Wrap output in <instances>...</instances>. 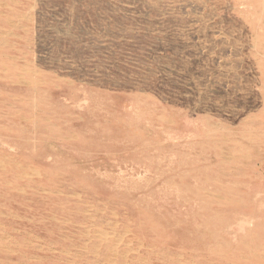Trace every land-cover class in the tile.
<instances>
[{
	"label": "rangeland",
	"instance_id": "obj_1",
	"mask_svg": "<svg viewBox=\"0 0 264 264\" xmlns=\"http://www.w3.org/2000/svg\"><path fill=\"white\" fill-rule=\"evenodd\" d=\"M84 1L0 0V264H264V0Z\"/></svg>",
	"mask_w": 264,
	"mask_h": 264
},
{
	"label": "bare ground",
	"instance_id": "obj_2",
	"mask_svg": "<svg viewBox=\"0 0 264 264\" xmlns=\"http://www.w3.org/2000/svg\"><path fill=\"white\" fill-rule=\"evenodd\" d=\"M21 1V0H20ZM43 1V0H42ZM84 1V0H83ZM89 1V0H88ZM108 1V0H107ZM106 1V2H107ZM124 1V0H123ZM181 1V0H180ZM261 1V0H260ZM8 2V1H7ZM23 2H25V1H23ZM61 2V1H60ZM64 2V1H63ZM67 2V1H66ZM70 2V1H69ZM77 2H79V1H77ZM85 2V1H84ZM87 2V1H86ZM102 2V1H101ZM111 2V1H110ZM119 2V1H118ZM139 2V1H138ZM149 2V1H148ZM162 2V1H161ZM176 2V1H175ZM217 2V1H216ZM18 3V2H17ZM31 3V2H30ZM49 3V2H48ZM58 3V2H57ZM124 3V2H123ZM130 3H132V2H130ZM129 3V4H130ZM159 3V2H158ZM164 3V2H163ZM259 3V2H258ZM22 4V3H21ZM58 4H60V3H58ZM90 4V3H89ZM91 4H93L92 3V1H91ZM106 4V3H105ZM125 4V3H124ZM143 4V3H142ZM169 4V3H168ZM175 4H177V3H175ZM180 3H178V5H179ZM260 4H261V2H260ZM42 5V4H41ZM57 5V4H56ZM66 5V4H65ZM88 5V4H87ZM95 5H97V4H95ZM148 5V4H147ZM150 5H151V2H150ZM232 5V4H231ZM28 6V5H27ZM32 6V5H31ZM30 6V7H31ZM44 6V5H43ZM48 6V5H47ZM58 6V5H57ZM71 6H74V5H71ZM83 6V5H82ZM140 6V5H139ZM143 6V5H142ZM160 6V5H159ZM177 6V5H176ZM258 6H260V5H258ZM13 7V6H12ZM29 7V6H28ZM59 7V6H58ZM67 7V6H66ZM98 7V6H97ZM158 7V6H157ZM14 8V7H13ZM12 8V9H13ZM49 8V7H48ZM65 8V7H64ZM83 8V7H82ZM90 8V7H89ZM101 8H103V5H102V7ZM125 8H127V7H125ZM125 8H122V9H125ZM137 8V7H136ZM136 8L135 9H133L134 11L136 10ZM144 8V7H143ZM168 8V7H167ZM175 8V7H174ZM211 8V7H210ZM209 8V9H210ZM223 8V7H222ZM228 8V7H227ZM260 8V7H259ZM2 9H4V8H2ZM28 9V8H27ZM30 9V8H29ZM44 9V8H43ZM42 9V10H43ZM72 9V8H71ZM80 8H78L77 10H79ZM84 9V8H83ZM82 9V10H83ZM87 9V8H86ZM95 9H96V7H95ZM94 9V10H95ZM166 9V8H165ZM169 9H170V7H169ZM231 9V8H230ZM9 10V9H8ZM21 10H23V9H21ZM81 10V11H82ZM93 10V11H94ZM96 10H98L99 11V9L97 8ZM103 10V9H102ZM110 10V9H109ZM126 10V9H125ZM131 10V9H130ZM140 10V9H139ZM259 10V9H258ZM11 11V10H10ZM16 11V10H15ZM26 11V10H25ZM53 11V10H52ZM66 11V10H65ZM70 11V10H69ZM168 11V10H167ZM178 11V10H177ZM207 11V10H206ZM264 11V10H263ZM19 12H21V11H19ZM33 12V11H32ZM48 12V11H47ZM58 12V11H57ZM60 12V11H59ZM129 12V11H128ZM135 12H137L138 13V11H135ZM134 12V13H135ZM165 12V11H164ZM208 12V11H207ZM225 12V11H224ZM6 13H7V11H6ZM52 13V12H51ZM71 13V12H70ZM79 13H81V12H79ZM84 13V12H83ZM82 13V14H83ZM86 13V12H85ZM89 13V12H88ZM111 13V12H110ZM126 13V12H125ZM144 13V12H143ZM178 13V12H177ZM176 13V14H177ZM255 13V12H254ZM8 14V13H7ZM10 14H12V13H10ZM17 14H20V13H17ZM43 14V13H42ZM42 14H41V16H42ZM58 14V13H57ZM56 14V15H57ZM87 14V13H86ZM90 14V13H89ZM225 14V13H224ZM262 14H264V13H262ZM21 15V14H20ZM40 15V14H39ZM60 16H61V14H59ZM121 15V14H120ZM143 15V14H142ZM181 15V14H180ZM179 15V16H180ZM191 15V14H190ZM190 15H189V17H190ZM205 15V14H204ZM230 15V14H229ZM261 15V14H260ZM13 16V15H12ZM66 16V15H65ZM102 16V15H101ZM133 16V15H132ZM135 17H136V15H134ZM145 16V15H144ZM147 16V15H146ZM162 16V15H161ZM166 16V15H165ZM173 16V15H172ZM175 16V15H174ZM183 16V15H182ZM192 16V15H191ZM194 16V15H193ZM262 16V15H261ZM15 17V16H14ZM48 17V16H47ZM46 17V18H47ZM54 17V16H53ZM73 17V16H72ZM75 17V16H74ZM114 17V16H113ZM119 17V16H118ZM169 17V16H168ZM178 17V16H177ZM196 17V16H195ZM6 18V17H5ZM36 18H38V16L36 17ZM48 18H50V17H48ZM84 18H86V17H84ZM93 18V17H92ZM96 18H98V17H96ZM110 18V17H109ZM123 18V17H122ZM145 18V17H144ZM162 18V17H161ZM191 18V17H190ZM230 18V17H229ZM257 18V17H256ZM52 19V18H51ZM50 19V20H51ZM69 19V18H68ZM91 19V18H90ZM94 19V18H93ZM116 19V18H115ZM119 19V18H118ZM136 19V18H135ZM189 19V18H188ZM187 19V20H188ZM206 19V18H205ZM3 20V19H2ZM7 20V19H6ZM86 20V19H85ZM92 20V19H91ZM101 20V19H100ZM120 20V19H119ZM132 20H134V19H132ZM137 20V19H136ZM159 20V19H158ZM168 20V19H167ZM185 20V19H184ZM198 20V19H197ZM245 20H247V19H245ZM4 21V20H3ZM8 21V20H7ZM34 21V20H33ZM61 21V20H60ZM76 21V20H75ZM88 21H90V20H88ZM123 21H124V19H123ZM144 21V20H143ZM151 21H152V19H151ZM155 21V20H154ZM162 21V20H161ZM178 21V20H177ZM182 21V20H181ZM217 21H218V19H217ZM27 21H25V23H26ZM70 22V21H69ZM95 22V21H94ZM112 22V21H111ZM117 22V21H116ZM115 22V23H116ZM128 22V21H127ZM135 22V21H134ZM137 22H138V20H137ZM157 22V21H156ZM171 22V21H170ZM174 22V21H173ZM184 22V21H183ZM189 22V21H188ZM252 22H253V20H252ZM259 22V21H258ZM25 23H22V24H25ZM41 23V22H40ZM75 23V22H74ZM79 23V22H78ZM119 23V22H118ZM155 23V22H154ZM158 23H159V21H158ZM157 23V24H158ZM229 23V22H228ZM240 23V22H239ZM256 23V22H255ZM28 24V23H27ZM56 24V23H55ZM61 24V23H60ZM72 24V23H71ZM97 24V23H96ZM100 24H102V23H100ZM125 24V23H124ZM133 24V23H132ZM143 24H145V23H143ZM167 24V23H166ZM169 24V23H168ZM181 24V23H180ZM194 24V23H193ZM214 24V23H213ZM217 24H218V22H217ZM30 25V24H29ZM47 25H49L48 23H47ZM58 25V24H57ZM67 25V24H66ZM78 25V24H77ZM83 25V24H82ZM104 25V24H103ZM117 25V24H116ZM115 25V26H116ZM136 25V24H135ZM172 25V24H171ZM176 25V24H175ZM249 25H251L250 23H249ZM258 25V24H257ZM61 26H65V25H61ZM70 26V25H69ZM91 26V25H90ZM93 26V25H92ZM109 26V25H108ZM195 26V25H194ZM198 26V25H197ZM247 26V25H246ZM264 26V25H263ZM7 27V26H6ZM39 27V26H38ZM49 27V26H48ZM47 27V28H48ZM81 27V26H80ZM89 27V26H88ZM111 27V26H110ZM125 27V26H124ZM134 27V26H133ZM167 27H170V26H168L167 25ZM173 27V26H172ZM176 27H177V25H176ZM179 27V26H178ZM200 27V26H199ZM209 27V26H208ZM208 27H207V30H208ZM218 27V26H217ZM11 28V27H10ZM31 28V27H30ZM45 28V27H44ZM52 28V27H51ZM54 28H56V27H54ZM59 28V27H58ZM66 28V27H65ZM82 28V27H81ZM146 28V27H145ZM163 28V27H162ZM164 28H165V26H164ZM37 29V28H36ZM75 29V28H74ZM79 29V28H78ZM93 29V28H92ZM152 29V28H151ZM158 29V28H157ZM168 29V28H167ZM172 29V28H171ZM175 29V28H174ZM29 30V29H28ZM52 30H53V28H52ZM73 30V29H72ZM89 30V29H88ZM123 30V29H122ZM126 30V29H125ZM136 30V29H135ZM148 30V29H147ZM186 30V29H185ZM254 30V29H253ZM256 30V29H255ZM32 31H34V30H32ZM61 31V30H60ZM65 31V30H64ZM66 31H67V29H66ZM74 31V30H73ZM90 31V30H89ZM110 31H112V30H110ZM138 31V30H137ZM153 31V30H152ZM162 31V30H161ZM165 31V30H164ZM172 31H173V29H172ZM171 31V32H172ZM187 31V30H186ZM200 31V30H199ZM209 31V30H208ZM213 31V30H212ZM45 32V31H44ZM68 32H69V30H68ZM80 32V31H79ZM78 32V33H79ZM84 32V31H83ZM82 32V33H83ZM98 32V31H97ZM210 32V31H209ZM24 33V32H23ZM30 33V32H29ZM53 33V32H52ZM131 33V32H130ZM178 33V32H177ZM187 33V32H186ZM185 33V34H186ZM224 33V32H223ZM260 33V32H259ZM263 33V32H262ZM16 34V33H15ZM66 34H68V33H66ZM106 34V33H105ZM124 34H126V33H124ZM172 34H174V33H172ZM261 34V33H260ZM18 35V34H17ZM34 35V34H33ZM52 35V34H51ZM56 35V34H55ZM63 35V34H62ZM103 35V34H102ZM128 35H129V33H128ZM132 35V34H131ZM168 35V34H167ZM180 35V34H179ZM187 35V34H186ZM205 35V34H204ZM225 35V34H224ZM31 36V35H30ZM43 36V35H42ZM61 36V35H60ZM68 36V35H67ZM119 36V35H118ZM130 36V35H129ZM144 36H146V35H144ZM155 36V35H154ZM203 36V35H202ZM24 37H26V36H24ZM33 37V36H32ZM32 37H30V38H32ZM81 37V36H80ZM84 37V36H83ZM90 37V36H89ZM108 37V36H107ZM110 37V36H109ZM120 37V36H119ZM124 37V36H123ZM136 38H137V36H135ZM141 37V36H140ZM163 37H164V35H163ZM209 37V36H208ZM219 37V36H218ZM230 37V36H229ZM35 38H37V37H35ZM69 38H72L71 36L69 37ZM99 38V37H98ZM112 38V37H111ZM127 38V37H126ZM131 38V37H130ZM142 38V37H141ZM151 38V37H150ZM157 38V37H156ZM170 38V37H169ZM47 39V38H46ZM76 39V38H75ZM77 39H79V38H77ZM93 38H91L90 40H92ZM113 39V38H112ZM114 39H116V38H114ZM133 39H134V37H133ZM181 39V38H180ZM34 40V39H33ZM53 40V39H52ZM137 40V39H136ZM171 40V39H170ZM204 40V39H203ZM216 40V39H215ZM28 41V40H27ZM65 41V40H64ZM73 41H74V39H73ZM78 41V40H77ZM108 41V40H107ZM106 41V42H107ZM110 41H111V39H110ZM119 41V40H118ZM154 41V40H153ZM166 41H167V39H166ZM169 41V40H168ZM252 41V40H251ZM21 42H22V40H21ZM40 42V41H39ZM52 42V41H51ZM50 42V43H51ZM55 42H56V40H55ZM58 42V41H57ZM75 42V41H74ZM83 42V41H82ZM90 42V41H89ZM96 42V41H95ZM114 42V41H113ZM122 42V41H121ZM140 42V41H139ZM152 42V41H151ZM204 42V41H203ZM217 42V41H216ZM34 43V42H33ZM68 43V42H67ZM97 43V42H96ZM109 43V42H108ZM115 43V42H114ZM125 43V42H124ZM153 43V42H152ZM161 43V42H160ZM180 43V42H179ZM185 43V42H184ZM22 44V43H21ZM28 44V43H27ZM30 44V43H29ZM43 44H45L44 42H43ZM74 44V43H73ZM87 44V43H86ZM101 44V43H100ZM130 44V43H129ZM164 44V43H163ZM162 44V45H163ZM171 44V43H170ZM189 44V43H188ZM187 44V45H188ZM215 44V43H214ZM224 44V43H223ZM26 45V44H25ZM45 45H47V42H46V44ZM51 45H53V44H51ZM61 45H64V44H61ZM61 45H59V46H61ZM67 45H69V44H67ZM75 45V44H74ZM83 45V44H82ZM121 45V44H120ZM161 45V46H162ZM165 45V44H164ZM163 45V46H164ZM217 45V44H216ZM255 45V44H254ZM48 46V45H47ZM50 46V45H49ZM48 46V47H49ZM59 46H58V48H59ZM66 46V45H65ZM70 46V45H69ZM85 46V45H84ZM97 46V45H96ZM113 46H115V45H113ZM129 46V45H128ZM145 46V45H144ZM209 46H211V45H209ZM6 47V46H5ZM26 47V46H25ZM29 47V46H28ZM34 47V46H33ZM42 47V46H41ZM56 47V46H55ZM68 47V46H67ZM91 47V46H90ZM89 47V48H90ZM132 47V46H131ZM139 47V46H138ZM148 47V46H147ZM150 47V46H149ZM173 47H174V45H173ZM182 47H184V46H182ZM197 47V46H196ZM208 47V46H207ZM221 47V46H220ZM47 48V47H46ZM52 48V47H51ZM68 48H70V47H68ZM81 48V47H80ZM83 48V47H82ZM103 48V47H102ZM105 48V47H104ZM107 48V47H106ZM111 48V47H110ZM146 48V47H145ZM6 49V48H5ZM22 49H23V47H22ZM38 49V48H37ZM41 49V48H40ZM67 49V48H66ZM76 49H77V47H76ZM86 49V48H85ZM96 49V48H95ZM118 49V48H117ZM137 49V48H136ZM140 49V48H139ZM148 49V48H147ZM164 49V48H163ZM162 48H161V50H163ZM209 49V48H208ZM235 49V48H234ZM39 50V49H38ZM43 50H44V48H43ZM42 50V51H43ZM59 50H61V49H59ZM81 50V49H80ZM112 50V49H111ZM134 50V49H133ZM141 50V49H140ZM139 50V51H140ZM150 50V49H149ZM152 50V49H151ZM159 50V49H158ZM190 50V49H189ZM189 50H187V51H189ZM4 51V50H3ZM30 51V50H29ZM47 51H48V49H47ZM62 51V50H61ZM75 51V50H74ZM76 51H78V50H76ZM82 51V50H81ZM102 51V50H101ZM117 51V50H116ZM128 51H130V50H128ZM142 51V50H141ZM154 51V50H153ZM160 51V50H159ZM218 51V50H217ZM32 52V51H31ZM54 52H55V50H54ZM58 52V51H57ZM67 52V51H66ZM90 52V51H89ZM206 52V51H205ZM216 52V51H215ZM35 53V52H34ZM38 53V52H37ZM41 53V52H40ZM50 53H52V51L50 52ZM64 53V52H63ZM71 53V52H70ZM82 53V52H81ZM95 53V52H94ZM93 53V54H94ZM139 53V52H138ZM150 53V52H149ZM196 53V52H195ZM218 53V52H217ZM29 54V53H28ZM48 54V53H47ZM53 54V53H52ZM56 54V53H55ZM67 54H68V52H67ZM77 54V53H76ZM92 54V55H93ZM23 55V54H22ZM91 55V54H90ZM96 55V54H95ZM107 55V54H106ZM131 55V54H130ZM133 55V54H132ZM135 55H136V53H135ZM146 55V54H145ZM156 55H157V53H156ZM21 56V55H20ZM82 56V55H81ZM109 56V55H108ZM220 56V55H219ZM69 57H70V55H69ZM82 57H84V56H82ZM86 57V56H85ZM95 57V56H94ZM103 57H105V56H103ZM121 57V56H120ZM161 57V56H160ZM221 57V56H220ZM28 58H29V56H28ZM34 58V57H33ZM32 58V59H33ZM43 58V57H42ZM71 58V57H70ZM75 58H77V57H75ZM113 58V57H112ZM136 58V57H135ZM149 58V57H148ZM199 58V57H198ZM211 58V57H210ZM218 58V57H217ZM257 58V57H256ZM41 59V58H40ZM78 59V58H77ZM108 59V58H107ZM116 59V58H115ZM121 59V58H120ZM126 59V58H125ZM1 60V59H0ZM60 60H61V58H60ZM66 60V59H65ZM73 60V59H72ZM87 60V59H86ZM111 60H113V59H111ZM123 60V59H122ZM139 60V59H138ZM211 60H212V58H211ZM42 61V60H41ZM46 61V60H45ZM44 60H43V62H45ZM79 61V60H78ZM91 61V60H90ZM96 61V60H95ZM102 61V60H101ZM126 61V60H125ZM131 61V60H130ZM145 61V60H144ZM150 61V60H149ZM192 61V60H191ZM198 61H200V60H198ZM206 61V60H205ZM250 61V60H249ZM10 61H8V63H9ZM28 62V61H27ZM100 62V61H99ZM111 62V61H110ZM131 62H133V61H131ZM131 62H129V63H131ZM135 62V61H134ZM148 62V61H147ZM154 62V61H153ZM185 62V61H184ZM226 62V61H225ZM51 63V62H50ZM68 63H70L69 61H68ZM109 63V62H108ZM114 63V62H113ZM151 63V62H150ZM201 63H202V61H201ZM235 63V62H234ZM46 64V63H45ZM54 64V63H53ZM57 64V63H56ZM70 64H73V63H70ZM79 64V63H78ZM110 64V63H109ZM142 64V63H141ZM182 64V63H181ZM43 65V64H42ZM59 65V64H58ZM66 65V64H65ZM108 65V64H107ZM116 65V64H115ZM197 65H199V64H197ZM201 65V64H200ZM204 65V64H203ZM210 65V64H209ZM260 65V64H259ZM54 66V65H53ZM68 66V65H67ZM96 66V65H95ZM135 66V65H134ZM44 67V66H43ZM51 67V66H50ZM68 67H70V66H68ZM109 67V66H108ZM177 67V66H176ZM195 67H197V66H195ZM211 67V66H210ZM0 68H2V67H0ZM81 68V67H80ZM88 68V67H87ZM90 68V67H89ZM110 68V67H109ZM125 68V67H124ZM131 68V67H130ZM140 68V67H139ZM150 68V67H149ZM192 68V67H191ZM190 68V69H191ZM68 69H72V68H68ZM133 69H135V68H133ZM218 69V68H217ZM222 69H224V68H222ZM21 70V69H20ZM86 70V69H85ZM98 70V69H97ZM106 70V69H105ZM128 70V69H127ZM137 70V69H136ZM180 70V69H179ZM230 70V69H229ZM45 71V70H44ZM48 71V70H47ZM75 71V70H74ZM81 71V70H80ZM89 71V70H88ZM115 71V70H114ZM120 71V70H119ZM122 71H123V68H122ZM131 71V70H130ZM135 71V70H134ZM241 71V70H240ZM251 71V70H250ZM253 71V70H252ZM54 72V71H53ZM67 72V71H66ZM87 72V71H86ZM90 72H91V70H90ZM127 72V71H126ZM200 72V71H199ZM227 72V71H226ZM233 72V71H232ZM61 73V72H60ZM78 73V72H77ZM76 73V74H77ZM99 73V72H98ZM107 73V72H106ZM111 73V72H110ZM114 73V72H113ZM120 73V72H119ZM134 73V72H133ZM143 73V72H142ZM176 73V72H175ZM216 73H220V72H216ZM3 74V73H2ZM24 74V73H23ZM69 74V73H68ZM109 74V73H108ZM107 74V75H108ZM121 74V73H120ZM123 74V73H122ZM163 74V73H162ZM173 74H174V72H173ZM198 74V73H197ZM233 74V73H232ZM46 76H48L47 74H45ZM106 75V76H107ZM126 75H128V74H126ZM132 75V74H131ZM191 75V74H190ZM97 76V75H96ZM106 76H105V78H106ZM218 76V75H217ZM232 76V75H231ZM52 77H53V75H52ZM107 77H109V75L107 76ZM111 77V76H110ZM113 77V76H112ZM129 77V76H128ZM162 77V76H161ZM185 77H186V75H185ZM234 77V76H233ZM38 78H40V77H38ZM83 78V77H82ZM102 78V77H101ZM125 78V77H124ZM127 78V77H126ZM189 78H191L190 76H189ZM98 79V78H97ZM109 79V78H108ZM114 79V78H113ZM122 79V78H121ZM184 79H186V78H184ZM205 79V78H204ZM48 80H50L49 78H48ZM52 80V79H51ZM92 80V79H91ZM101 80V79H100ZM107 80V79H106ZM110 80V79H109ZM125 80V79H124ZM127 80V79H126ZM125 80V81H126ZM212 81H213V79H211ZM221 80V79H220ZM54 81V80H53ZM138 81V80H137ZM195 81V80H194ZM228 81V80H227ZM231 81V80H230ZM123 82V81H122ZM223 82V81H222ZM236 82V81H235ZM59 83V82H58ZM57 83V84H58ZM118 83V82H117ZM134 83V82H133ZM194 83V82H193ZM193 83H191V84H193ZM197 83V82H196ZM121 84V83H120ZM144 84H145V82H144ZM190 84V85H191ZM134 85V84H133ZM150 85V84H149ZM209 85V84H208ZM130 86V85H129ZM132 86V85H131ZM192 86V85H191ZM194 86H196V85H194ZM197 86H199V85H197ZM62 87V86H61ZM102 87V86H101ZM136 87V86H135ZM208 87H210V86H208ZM130 88V87H129ZM134 88V87H133ZM153 88V87H152ZM191 88V87H190ZM121 89V88H120ZM125 89H126V87H125ZM195 89V88H194ZM28 90H30V89H28ZM3 91H4V89H3ZM112 91V90H111ZM128 91V90H127ZM126 91V92H127ZM189 91V90H188ZM204 91H206V90H204ZM214 91V90H213ZM259 91V90H258ZM5 92V91H4ZM231 92V91H230ZM7 93V92H6ZM5 93V94H6ZM15 93V92H14ZM44 93H45V91H44ZM43 93V94H44ZM149 93V92H148ZM159 93V92H158ZM16 94V93H15ZM34 94V93H33ZM39 94V93H38ZM112 94V93H111ZM129 94V93H128ZM131 94H133L132 92H131ZM137 94V93H136ZM189 94V93H188ZM222 94V93H221ZM4 95V94H3ZM134 95V94H133ZM7 96V95H6ZM21 96V95H20ZM37 96V95H36ZM136 95H134V97H135ZM144 96V95H143ZM18 97V96H17ZM32 97V96H31ZM43 97V96H42ZM145 97V96H144ZM205 97V96H204ZM216 97V96H215ZM2 98H4V97H2ZM22 98V97H21ZM30 98V97H29ZM45 99H46V97H44ZM143 98V97H142ZM203 98V97H202ZM207 98V97H206ZM138 99V98H137ZM211 99V98H210ZM262 99V98H261ZM8 101H10V100H8ZM26 101V100H25ZM39 101V100H38ZM37 101V102H38ZM178 101V100H177ZM249 101V100H248ZM48 103V102H47ZM153 103V102H152ZM181 103H183V102H181ZM216 103V102H215ZM225 103V102H224ZM9 104V103H8ZM14 104V103H13ZM16 104V103H15ZM40 104V103H39ZM50 104V103H49ZM110 104V103H109ZM158 104H159V102H158ZM170 104V103H169ZM255 104V103H254ZM257 104V103H256ZM10 105V104H9ZM18 105H20V104H18ZM25 105V104H24ZM136 105V104H135ZM167 105V104H166ZM205 105V104H204ZM6 106V105H5ZM22 106V105H21ZM32 106V105H31ZM41 106V105H40ZM62 106V105H61ZM111 106V105H110ZM142 106V105H141ZM264 106V105H263ZM8 107V106H7ZM23 107V106H22ZM44 107V106H43ZM47 107V106H46ZM54 107V106H53ZM159 107V106H158ZM216 107V106H215ZM252 107H253V105H252ZM14 108V107H13ZM28 108H30V107H28ZM32 108V107H31ZM41 108V107H40ZM55 108V107H54ZM68 108V107H67ZM138 108V107H137ZM139 108H140V106H139ZM144 108V107H143ZM157 108V107H156ZM162 108V107H161ZM203 108V107H202ZM24 109V108H23ZM9 110V109H8ZM49 110V109H48ZM170 110V109H169ZM177 110V109H176ZM175 110V111H176ZM196 110V109H195ZM30 111V110H29ZM32 111V110H31ZM47 111V110H46ZM57 111V110H56ZM61 111V110H60ZM59 111V112H60ZM162 111V110H161ZM58 112V111H57ZM62 112V111H61ZM69 112H71V111H69ZM150 112V111H149ZM153 112V111H152ZM163 112V111H162ZM172 112V111H171ZM259 112H261V111H259ZM38 113H39V111H38ZM41 113V112H40ZM45 113V112H44ZM54 113V112H53ZM96 113H98V112H96ZM131 113V112H130ZM159 113H161V112H159ZM184 113V112H183ZM185 113H186V111H185ZM229 113V112H228ZM262 113V112H261ZM29 114V113H28ZM33 114V113H32ZM32 114H30V116L32 115ZM52 114V113H51ZM56 114V113H55ZM58 114V113H57ZM66 114H68V113H66ZM102 114H103V112H102ZM107 114V113H106ZM105 114V115H106ZM135 114V113H134ZM148 114V113H147ZM168 114V113H167ZM41 115V114H40ZM39 115V117H41ZM44 115V114H43ZM49 115V114H48ZM64 115H65V112H64ZM158 115V114H157ZM173 115V114H172ZM51 116V115H50ZM54 116V115H53ZM59 116V115H58ZM61 116V115H60ZM66 116V115H65ZM101 116V115H100ZM115 116V115H114ZM242 116V115H241ZM3 117V116H2ZM52 117V116H51ZM90 117V116H89ZM156 117V116H155ZM6 118H8V117H6ZM46 118V117H45ZM116 118V117H115ZM209 118V117H208ZM74 119V118H73ZM87 119V118H86ZM120 119V118H119ZM143 119V118H142ZM3 120V119H2ZM69 120V119H68ZM125 120V119H124ZM128 120V119H127ZM130 120V119H129ZM137 120V119H136ZM159 120V119H158ZM175 120H177V119H175ZM236 120V119H235ZM11 121V120H10ZM18 121V120H17ZM20 121V120H19ZM18 121V122H19ZM56 121V120H55ZM95 121H97V120H95ZM134 121V120H133ZM157 121V120H156ZM216 122H217V119L215 120ZM214 121V122H215ZM250 121V120H249ZM9 122V121H8ZM59 122V121H58ZM93 122V121H92ZM98 122V121H97ZM135 122V121H134ZM60 123H61V121H60ZM84 123H86V122H84ZM130 123V122H129ZM136 123V122H135ZM138 123V122H137ZM159 123V122H158ZM162 123V122H161ZM239 123V122H238ZM3 124V123H2ZM12 124V123H11ZM21 124V123H20ZM19 123H18V125H20ZM32 124V123H31ZM58 125H59V123H57ZM118 124V123H117ZM125 124H126V120H125ZM131 124H133V123H131ZM156 124V123H155ZM134 125V124H133ZM140 125V124H139ZM178 125H180V124H178ZM236 125V124H235ZM240 125V124H239ZM27 126H28V124H27ZM68 126H70V125H68ZM73 126V125H72ZM86 126V125H85ZM91 126V125H90ZM111 126V125H110ZM129 126V125H128ZM127 126V127H128ZM132 126V125H131ZM166 126V125H165ZM17 127V126H16ZM32 127V126H31ZM30 127V129H32ZM44 127V126H43ZM95 127V126H94ZM94 127L92 126V128L94 129ZM118 127V126H117ZM125 127V126H124ZM141 127V126H140ZM143 128V127H142ZM150 128H151V126H150ZM183 128V127H182ZM192 128H193V126H192ZM228 128V127H227ZM16 129V128H15ZM18 129V128H17ZM82 129V128H81ZM113 129V128H112ZM138 129H139V127H138ZM153 129H155L154 127H153ZM43 130V129H42ZM71 130H73V129H71ZM126 130V129H125ZM130 130V129H129ZM137 130V129H136ZM148 130H150V129H148ZM159 130V129H158ZM157 130V131H158ZM39 131V130H38ZM77 131H79V129L77 130ZM76 131V132H77ZM100 131H101V129H100ZM116 131V130H115ZM161 131V130H160ZM40 132H41V130H40ZM97 132H99V131H97ZM102 132V131H101ZM126 132V131H125ZM135 132V131H134ZM152 132H153V130H152ZM49 133V132H48ZM140 133V132H139ZM22 134V133H21ZM101 134V133H100ZM115 134V133H114ZM121 134V133H120ZM146 134V133H145ZM155 134V133H154ZM106 135H108V134H106ZM111 135V134H110ZM160 135V134H159ZM232 135V134H231ZM21 136H23V135H21ZM103 136V135H102ZM102 136L100 137V138H102ZM109 136V135H108ZM112 136V135H111ZM124 136V135H123ZM135 136V135H134ZM151 136V135H150ZM162 136V135H161ZM128 137V136H127ZM131 137V136H130ZM154 137H156V136H154ZM159 137V136H158ZM96 138H97V136H96ZM99 138V139H100ZM116 138V137H115ZM114 138V139H115ZM118 138H119V136H118ZM126 138V137H125ZM160 138V137H159ZM108 139V138H107ZM113 139V140H114ZM123 139V138H122ZM121 139V140H122ZM128 139V138H127ZM157 139V138H156ZM155 139V140H156ZM120 140V139H119ZM132 140H133V138H132ZM149 140V139H148ZM105 140H103V142H104ZM110 141V140H109ZM159 141H161L160 139H159ZM118 142V141H117ZM126 142V141H125ZM133 142H134V140H133ZM107 143V142H106ZM124 143V142H123ZM141 143V142H140ZM144 143H146V141H144ZM156 143V142H155ZM159 143V142H158ZM103 144V143H102ZM108 144V143H107ZM125 144V143H124ZM139 144V143H138ZM38 145V144H37ZM109 145V144H108ZM112 145V144H111ZM131 145V144H130ZM133 146V145H132ZM145 146V145H144ZM125 147V146H124ZM131 147V146H130ZM134 147V146H133ZM206 147V146H205ZM123 148V147H122ZM127 148V147H126ZM144 148V147H143ZM146 148V147H145ZM153 148V147H152ZM151 148V149H152ZM117 149V148H116ZM115 149V150H116ZM142 149V148H141ZM118 150V149H117ZM124 150V149H123ZM49 151V150H48ZM125 151V150H124ZM138 151V150H137ZM146 151V150H145ZM175 151V150H174ZM183 151V150H182ZM181 151V152H182ZM212 152H214V151H212ZM221 152V151H220ZM253 152V151H252ZM22 153H24V152H22ZM139 153V152H138ZM143 153V152H142ZM158 153H160V152H158ZM183 153V152H182ZM219 153V152H218ZM25 154V153H24ZM195 154V153H194ZM58 155V154H57ZM137 155V154H136ZM156 155V154H155ZM135 156V155H134ZM143 156V155H142ZM145 156V155H144ZM157 156V155H156ZM129 157V156H128ZM25 158H27V157H25ZM125 158V157H124ZM29 159V158H28ZM66 159V158H65ZM133 159H135V158H133ZM140 159V158H139ZM62 160V159H61ZM143 160V159H142ZM146 160V159H145ZM149 160V159H148ZM177 160H178V158H177ZM138 161V160H137ZM152 161V160H151ZM62 162V161H61ZM100 162V161H99ZM126 162H128V161H126ZM141 162H143V161H141ZM166 162H168V161H166ZM123 163V162H122ZM210 163V162H209ZM208 163V164H209ZM131 164V163H130ZM142 164V163H141ZM148 164V163H147ZM169 164V163H168ZM203 164H206V163H203ZM114 166H115V164H113ZM117 165V164H116ZM143 165V164H142ZM156 165V164H155ZM71 166V165H70ZM157 166V165H156ZM155 166V167H156ZM192 166V165H191ZM55 167V168H54ZM53 168L54 169H56V166H54ZM58 167V166H57ZM158 167V166H157ZM190 167V166H189ZM194 167V166H193ZM161 168V167H160ZM177 168V167H176ZM196 168V167H195ZM213 168V167H212ZM62 169V168H61ZM189 169V168H188ZM192 169V168H191ZM155 170V169H154ZM161 170V169H160ZM163 170V169H162ZM167 170V169H166ZM193 170V169H192ZM60 171H62V170H60ZM71 171H72V169H71ZM86 171V170H85ZM143 171V170H142ZM168 171V170H167ZM64 172V171H63ZM186 172V171H185ZM206 172V171H205ZM71 173V172H70ZM82 173V172H81ZM73 174H75V173H73ZM78 174H79V171H78ZM78 174H77V176H78ZM114 174V173H113ZM131 174V173H130ZM139 174V173H138ZM141 174H142V172H141ZM82 175H84V174H81V178H82ZM87 175V174H86ZM85 175V176H86ZM211 175V174H210ZM76 176V177H77ZM98 176V175H97ZM152 176V175H151ZM170 176V175H169ZM100 177V176H99ZM98 177V178H99ZM189 177H192V176H190L189 175ZM214 177H216V176H214ZM90 178V177H89ZM92 178V177H91ZM11 179V178H10ZM100 179V178H99ZM98 179V180H99ZM105 179V178H104ZM200 179H202V177L200 178ZM205 179H206V177H205ZM95 180H97V179H95ZM179 180V179H178ZM185 180H186V178H185ZM203 180V179H202ZM229 180V179H228ZM231 180V179H230ZM79 181V180H78ZM248 181V180H247ZM103 182V181H102ZM105 182H107V181H105ZM104 182V183H105ZM155 182V181H154ZM180 182V181H179ZM254 182H256V181H254ZM253 182V183H254ZM21 183V182H20ZM25 183V182H24ZM95 183H97V182H95ZM99 183V182H98ZM108 183V182H107ZM107 183H105V184H107ZM113 183V182H112ZM185 183H186V181H185ZM50 184V183H49ZM81 184H83V183H81ZM111 184V183H110ZM115 184V186H116V183H114ZM113 184V185H114ZM161 184V183H160ZM194 184V183H193ZM201 184V183H200ZM51 185V184H50ZM53 185V184H52ZM96 185V184H95ZM102 185V184H101ZM189 185V184H188ZM226 185V184H225ZM47 186V185H46ZM72 186H73V184H72ZM84 186V185H83ZM88 186V185H87ZM96 186H98V185H96ZM105 186V185H104ZM183 186V185H182ZM232 186V185H231ZM85 187V186H84ZM90 186H88V188H89ZM205 187H207V185L205 186ZM216 187V186H215ZM219 187V186H218ZM217 187V188H218ZM233 187V186H232ZM75 188V187H74ZM173 188V187H172ZM208 188H209V186H208ZM239 188V187H238ZM237 188V189H238ZM83 189H86V188H83ZM92 189H94V188H92ZM96 189H98V188H96ZM107 189V188H106ZM117 189V188H116ZM156 189V188H155ZM165 189V188H164ZM186 189V188H185ZM117 190H120V189H117ZM117 190H116V192H117ZM144 190V189H143ZM161 190V189H160ZM227 190V189H226ZM233 190V189H232ZM93 191V190H92ZM110 191V190H109ZM115 191V190H114ZM138 191V190H137ZM156 191H157V189H156ZM231 191V190H230ZM93 192H95V191H93ZM121 192V191H120ZM123 192V191H122ZM144 192V191H143ZM235 192V191H234ZM125 193V192H124ZM123 193V194H124ZM142 193V192H141ZM235 193H237V192H235ZM108 194V193H107ZM203 194V193H202ZM237 194H239V193H237ZM245 194H247V191H246V193ZM132 195V194H131ZM239 195H241V194H239ZM94 196V195H93ZM92 196V197H93ZM112 196V195H111ZM117 196V195H116ZM133 196V195H132ZM131 196V197H132ZM138 196V195H137ZM122 197H123V195H122ZM124 197H128V196H125V194H124ZM193 197V196H192ZM227 197V196H226ZM11 198V197H10ZM118 198H119V196H118ZM187 198V197H186ZM64 200L66 199V198H63ZM93 199V198H92ZM102 199V198H101ZM119 199H122V198H119ZM125 199V198H124ZM127 199V198H126ZM139 199V198H138ZM199 199V198H198ZM197 199V200H198ZM241 199V198H240ZM72 200V199H71ZM76 200V199H75ZM133 200V199H132ZM131 200V201H132ZM136 200V199H135ZM66 201V200H65ZM72 201H74V200H72ZM134 201V200H133ZM180 201V200H179ZM61 202V201H60ZM140 202V201H139ZM232 202H234V201H232ZM110 203H112V202H110ZM121 203V202H120ZM124 204H125V202H123ZM133 203V202H132ZM135 203H137V201L135 202ZM147 203H148V201H147ZM200 203V202H199ZM129 204H130V202H129ZM142 204V203H141ZM140 204V205H141ZM144 204H146V203H144ZM150 204H152V203H150ZM185 204V203H184ZM217 204V203H216ZM225 204H226V202H225ZM236 204V203H235ZM120 205V204H119ZM130 205H132V204H130ZM249 205V204H248ZM110 206V205H109ZM146 206V205H145ZM197 206V205H196ZM235 206V205H234ZM144 207V206H143ZM149 207H150V205H149ZM188 207V206H187ZM112 208V207H111ZM129 208V207H128ZM133 208H134V206H133ZM141 208V207H140ZM139 208V209H140ZM257 208V207H256ZM146 209V208H145ZM230 209V208H229ZM235 209H237V208H235ZM242 209V208H241ZM249 209V208H248ZM251 209V208H250ZM126 210V209H125ZM149 211H150V209H148ZM154 210V209H153ZM131 211V210H130ZM133 211V210H132ZM184 211V210H183ZM183 211H181V212H183ZM224 211V210H223ZM250 211V210H249ZM248 211V212H249ZM252 211H254L253 209H252ZM256 211V210H255ZM124 212V211H123ZM152 212V211H151ZM154 212H155V210H154ZM209 212V211H208ZM258 212V211H257ZM110 213V212H109ZM133 213V212H132ZM162 213V212H161ZM105 214V213H104ZM112 214V213H111ZM119 214V213H118ZM134 214V213H133ZM154 214V213H153ZM158 214V213H157ZM172 214H174V213H172ZM184 214V213H183ZM195 214H196V212H195ZM202 214V213H201ZM204 214H206V212L204 213ZM214 214V213H213ZM250 214V213H249ZM191 215V214H190ZM207 215V214H206ZM219 215V214H218ZM231 215V214H230ZM196 216V215H195ZM201 216V215H200ZM226 216V215H225ZM137 217V216H136ZM141 217V216H140ZM169 217V216H168ZM177 217V216H176ZM191 217H192V215H191ZM227 217V216H226ZM102 218V217H101ZM139 218V217H138ZM163 218H164V216H163ZM179 218V217H178ZM180 218H182V217H180ZM184 218V217H183ZM234 217L232 216V219H233ZM161 219V218H160ZM159 219V220H160ZM168 219H170V218H168ZM193 219V218H192ZM210 219H211V217H210ZM98 220V219H97ZM96 220V221H97ZM121 220H123V219H121ZM158 220V221H159ZM171 220V219H170ZM191 220V219H190ZM189 220V221H190ZM100 221V220H99ZM161 221H162V219H161ZM166 221V220H165ZM188 221V220H187ZM192 221V220H191ZM211 221V220H210ZM232 221V220H231ZM234 221V220H233ZM232 221V222H233ZM146 222V221H145ZM156 222V221H155ZM176 222V221H175ZM199 222H201V221H199ZM264 222V221H263ZM15 223V222H14ZM98 223V222H97ZM146 223H148V222H146ZM161 223V222H160ZM177 223V222H176ZM211 223V222H210ZM96 224V223H95ZM164 224V223H163ZM171 224H173V223H171ZM98 225H99V223H98ZM148 225H149V223H148ZM154 225V224H153ZM166 225V224H165ZM174 225V224H173ZM183 225V224H182ZM186 225H188V224H186ZM190 225V224H189ZM189 225H188V227H189ZM192 225V224H191ZM175 226V225H174ZM194 226V225H193ZM152 227V226H151ZM171 227V226H170ZM196 227V226H195ZM172 228V227H171ZM209 228V227H208ZM162 229V228H161ZM164 229V228H163ZM192 229V228H191ZM195 229V228H194ZM197 230V229H196ZM206 230V229H205ZM162 231V230H161ZM198 231V230H197ZM204 231V230H203ZM181 232H183V231H181ZM122 233V232H121ZM164 233V232H163ZM162 233V234H163ZM175 233V232H174ZM165 234V233H164ZM180 234V233H179ZM142 235V234H141ZM165 235H167V234H165ZM163 236V235H162ZM168 236V235H167ZM176 236V235H175ZM174 236V237H175ZM262 236V235H261ZM92 237V236H91ZM150 237V236H149ZM173 237V236H172ZM182 237V236H181ZM184 237V236H183ZM182 237V238H183ZM199 237V236H198ZM146 238V237H145ZM151 238V237H150ZM157 238V237H156ZM159 238V237H158ZM182 238H181V240H182ZM208 238H210V236L208 237ZM153 239H155L154 237H153ZM195 239V238H194ZM211 239H212V237H211ZM255 239V238H254ZM24 240V239H23ZM111 240V239H110ZM147 240V239H146ZM150 240V239H149ZM152 240V239H151ZM157 240V239H156ZM185 240V239H184ZM227 240V239H226ZM262 240H263V238H262ZM51 241V240H50ZM112 241V240H111ZM160 241V240H159ZM97 242V241H96ZM152 242V241H151ZM154 242H156V241H154ZM164 242V241H163ZM167 242V241H166ZM187 242V241H186ZM206 242V241H205ZM94 243V242H93ZM105 244V243H104ZM146 244V243H145ZM188 245H189V243H188ZM192 245V244H191ZM90 246V245H89ZM106 246V245H105ZM190 247V246H189ZM215 247V246H214ZM256 246H254V248H255ZM120 248V247H119ZM193 248V247H192ZM238 248V247H237ZM242 248H243V246H242ZM157 249H159V248H157ZM182 249V248H181ZM186 249V248H185ZM208 249V248H207ZM79 251V250H78ZM212 251V250H211ZM168 252V251H167ZM196 252V251H195ZM169 253V252H168ZM171 253V252H170ZM175 253V252H174ZM177 253V252H176ZM172 254H173V252H172ZM171 254V255H172ZM197 254V253H196ZM213 254V253H212ZM105 255H106V253H105ZM174 255V254H173ZM197 256V255H196ZM209 256V255H208ZM227 256V255H226ZM163 257H164V255H163ZM210 257V256H209ZM104 258V257H103ZM227 258H229V257H227ZM255 259V258H254ZM85 260V259H84ZM223 260V259H222ZM227 263V262H226ZM233 263V262H232Z\"/></svg>",
	"mask_w": 264,
	"mask_h": 264
}]
</instances>
